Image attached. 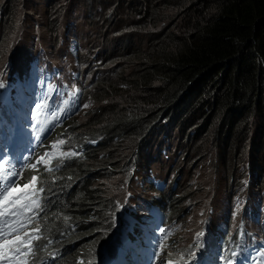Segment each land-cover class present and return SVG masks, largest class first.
<instances>
[{"label": "trees", "instance_id": "16d2710c", "mask_svg": "<svg viewBox=\"0 0 264 264\" xmlns=\"http://www.w3.org/2000/svg\"><path fill=\"white\" fill-rule=\"evenodd\" d=\"M1 1L0 44L27 0ZM77 3L94 12V22L100 18L96 25L102 23L106 48L96 52L97 62L133 66L93 80L94 90L88 88L85 105L78 106L92 105L87 119L70 120L56 131L55 138L84 146L81 158L56 165L54 172L40 166L23 173L38 176L44 188L38 248L48 245L45 254L56 256L53 264H88L110 250L116 209L109 184L118 171L136 174V161L143 164L147 145L160 133L169 141L177 132L193 161L208 154L200 144L213 142L223 175L245 161L252 169L250 186L263 191L264 0H46L40 6L46 21L40 16L39 25L57 35ZM110 31L123 34L109 41ZM0 50V57L9 53L7 45ZM90 52L77 58L84 73L88 64L93 71L96 55ZM157 194L171 218L180 220L192 208L186 210L178 193Z\"/></svg>", "mask_w": 264, "mask_h": 264}, {"label": "rangeland", "instance_id": "374dc122", "mask_svg": "<svg viewBox=\"0 0 264 264\" xmlns=\"http://www.w3.org/2000/svg\"><path fill=\"white\" fill-rule=\"evenodd\" d=\"M3 1L4 0L1 1L2 4ZM45 1L46 0H27L24 8H19L16 11L13 26L15 29L12 34H9L3 39V43L0 44V49L4 44L7 45L9 50L8 55L0 57L1 70L4 72L7 70L5 61L28 59L30 57V50L34 46L41 45L44 50L49 51L47 52L49 56L38 57L36 56L37 52L33 50L31 51V55L33 54V56H36L35 62L43 63L44 66L49 69L62 71L63 76L67 79V85L63 92L75 95L80 86L84 89V94L87 93L86 89L92 87V82L88 85V81L100 79L107 73V71L113 72L114 70L123 69L125 72H128L129 69L132 68V63L128 64L126 67H117V63H114L115 61H110L104 66H101L100 63L97 62L101 56L96 52L103 51L106 48V42L104 41L105 36H103V30L100 28L102 27V23L99 22L98 25H96L100 18H97L94 22L92 19L95 17V14L92 10H89L86 5L77 3L75 7L72 6V10L65 17L67 21L65 32H62V29H60V33H57L56 35L50 33V28L49 30L42 28L39 25L40 16H42L43 23L44 20L46 21V17L44 16V12L40 10V6H42V3ZM0 9H2V5L0 6ZM1 15L2 12L0 16ZM101 30L102 33H100ZM120 34L122 35L123 33ZM120 34L110 31L109 41H116ZM59 38L63 39V41H59ZM73 40L74 42L71 43ZM135 40V42H141V38L138 36L135 37ZM78 45L81 48V52L77 55L74 54L72 47L74 46L75 48V46ZM90 50L96 55V58L92 61L93 71L91 73L89 72L90 64H88L85 66L84 73L82 68L80 69L77 67L78 62L74 57H90L92 54ZM16 62L19 61L13 63L15 64ZM80 70H82L83 73ZM77 73L80 74L81 77L87 76V83L84 82L85 78L77 79ZM75 82H77L78 85H76ZM51 83L53 82H50V84ZM93 90L94 89H90V91ZM39 96L40 93L37 94L38 100ZM48 100L49 95L45 94L43 99L39 100V103L35 104L32 108L33 124L40 127V134L45 131V128L52 122L54 117L59 116L58 108L55 111L53 110L54 106H58L56 98H53L50 103H48ZM2 102H4V100L0 87V104ZM83 105H85V103ZM91 106L92 105L88 106L86 109H81L78 113L75 112L73 118H77V122L83 123L87 119ZM5 115L6 113L4 112L1 117H4ZM164 138L165 136L163 133H160L157 137H153V141L147 145L146 150L150 149V151L146 152V159L141 162V164H143L140 166V171L138 172V180L143 182L144 179L148 178L151 174H148L146 170L151 168L160 179L164 178L165 180H168L173 192L176 191L180 194V201L184 200V203L187 205L186 210L189 206L192 208L187 210L188 214L176 225L177 232L174 237L176 241L171 243V247L169 248L170 255H164L162 252H159L157 256L158 263H168V261L171 260L174 261L175 264H212L208 259H205L200 255L199 251L192 253L183 260V255L179 253L180 247H182L188 238H190L193 231L205 228L213 231L218 224L225 219H232V228L239 224L249 226V219L245 216V209L249 204L245 203L243 208L237 207L239 208L237 210L234 206L236 204L235 202L232 208L235 210V213L228 214L232 205L227 199L229 198V192L237 186L238 180H240L241 177L250 178L252 169L248 168L249 165L245 164V161L239 162L234 167V170L223 175V165L219 160V153L216 151L215 146H213V142L207 146L200 144V147H206V153L208 154L193 161L191 156H188L189 152L184 151V146H180L181 140H177V132L175 131L173 132L172 137L169 138L171 151L168 155L170 158H168L167 161H164L162 158H158V152H160L158 144L159 141H163ZM35 141L36 139L31 140L30 145ZM59 141H64V139H60ZM75 143L76 142H74V144ZM176 143L179 146H176ZM74 144L70 141L64 147L66 150H69L74 148ZM183 154H185V156H182ZM179 157L183 160V164L179 163ZM177 160L179 161L177 162ZM54 171H56V167L53 172ZM230 174H232L233 178L230 177ZM127 178V176L122 178V176L119 175L109 184L113 204L116 201H119L123 209L128 210L133 208L132 204L134 202H139L138 206H136V210L140 209L142 203L146 202L151 195V191L144 188V184L138 182H136L132 188L127 182ZM106 183L108 184V182ZM40 186L39 182V187ZM238 188L237 193L244 191L252 193L255 190L250 185L245 187L239 185ZM132 190H134L135 201L131 200ZM4 207H7V205H0V210ZM13 210L15 209L9 208V211ZM124 214L126 216L127 213L124 212ZM6 221L9 222L7 226L5 224ZM20 221L21 218L19 216H0V224L5 231L13 226L17 229L20 225ZM166 229L168 228H165V230ZM160 230L161 228L155 233L154 237L155 239L162 241L164 234L160 233ZM215 232L219 233L220 229ZM102 249L103 246L101 250Z\"/></svg>", "mask_w": 264, "mask_h": 264}, {"label": "bare ground", "instance_id": "6f19581e", "mask_svg": "<svg viewBox=\"0 0 264 264\" xmlns=\"http://www.w3.org/2000/svg\"><path fill=\"white\" fill-rule=\"evenodd\" d=\"M72 50H74V46L72 47ZM36 56L40 57L43 56V54L37 52ZM36 56H34L30 63L26 62L27 59H20L18 62V65L21 68L19 74L20 88L17 91V93H21L18 96V100L23 99L26 88L35 89L40 86V83L36 82L38 80L33 81L29 76L30 68L34 63V79H36V77L43 72L44 64L40 62L36 63ZM52 70L50 73L43 72L46 76L45 86L47 87L49 95L48 103H50L53 98H56L58 106H54V108H58V110H60V107L66 99V96L62 94V91L65 89L67 79L63 76L62 71L53 74ZM50 82L53 83L50 84ZM25 83H27V86ZM75 84L78 85L77 82H75ZM90 89L93 88L91 87ZM70 96L71 100H68L65 103V106H67V110L70 111V114L66 115V118H63L60 115L58 117H54L52 122L45 128V131L42 134H40V127L33 124L32 111H22L16 107H12L5 101L0 104V126L12 132L15 138L18 139L21 144V147L15 151L16 155L13 158V162L22 172V174L27 169H37L40 166H45L47 170L53 171L56 165L74 159V155H62L63 153H74V148L66 150L64 147L68 142H70V140L54 137L56 131L59 128L65 127L66 129L65 123L75 119L73 118L75 116L73 115L75 112H80L78 107L74 110L77 104H79L81 101L80 94L77 93ZM35 97L36 96L33 97V100ZM12 99L14 100L13 97ZM4 112L6 115L1 117L2 113ZM33 139H36V141L30 145V141ZM60 139H64L63 144H59L56 148H53L52 145L56 144ZM44 141L46 142V147L43 146ZM159 147L161 153L158 152V158H162L164 161H167L168 158H170L168 153L171 151V145L169 141L164 138L163 141H159L158 148ZM45 153H49V156L45 157L46 162L37 163L39 157L44 156ZM31 165H36V167L33 168ZM248 168L250 167L248 166ZM12 208L15 209L16 207L13 206ZM117 208L124 211L125 213L129 212L128 210L123 209V207L119 204V201L114 203V209ZM141 212L144 213L143 210ZM19 217L21 218V221L19 223V227L17 228L16 234L24 236L25 233H28L30 236L38 237V239H34L32 241L31 253L22 257H18L16 261H10L14 263L21 261L22 259L25 261L26 259L28 261L31 260L34 257V253L36 252H38L41 256V254L46 252L48 246L47 245L46 247L42 246L38 248V243L41 241V230L38 228L39 231L34 232L33 230L37 228V225L28 222V220H26L27 222H23L24 217L22 215H19ZM169 219L170 214H166V216H164L161 221L167 223ZM248 219L249 226L239 224L234 226V228H232L230 219H225L224 221L220 222V224H218V226L213 231L208 230L212 237H214L215 242L211 246L204 247L201 250H195L193 253L199 251L200 255H202L205 259L217 264H264L263 253L261 250L262 239L264 237V225L259 224L253 218L248 217ZM140 221L142 223H146L144 218H142ZM148 228L149 227L146 226L144 229L148 231ZM218 229H220V232L216 233L215 231ZM111 234L114 235L113 229L111 230ZM110 243L111 246L109 251H106L104 254L100 252L97 257L91 258L88 264H112L114 262L131 264L118 249L113 237L110 240ZM238 245H242L243 247V256H240L239 254Z\"/></svg>", "mask_w": 264, "mask_h": 264}, {"label": "snow or ice", "instance_id": "6c2138e0", "mask_svg": "<svg viewBox=\"0 0 264 264\" xmlns=\"http://www.w3.org/2000/svg\"><path fill=\"white\" fill-rule=\"evenodd\" d=\"M3 84L0 82V87ZM63 141H58L56 144H53L52 147L56 148L59 144H62ZM62 155H75V153H63ZM49 156V153H45L44 156L39 157L37 163L46 162L45 157ZM35 168L36 165H31ZM17 175L15 172H9L5 175L0 176V205H7L2 210H0V216L12 215L19 216L22 215V210H30L32 204L35 203L31 197L34 196V192L27 191L30 187H34L37 177L33 176L31 178V184H25L22 189H18V193H14L11 185L15 183V180L12 179ZM39 191H42L40 189ZM16 206L15 210L9 211V208ZM9 222H5L6 226ZM22 226V225H21ZM38 232L39 229L36 228L33 230ZM164 230L161 229V232ZM17 229L9 227L7 231L0 228V259H7L9 261H16L18 257L31 253L32 241L38 239V237L30 236L28 233H25L24 236L18 235ZM168 264H175L174 261H168Z\"/></svg>", "mask_w": 264, "mask_h": 264}]
</instances>
